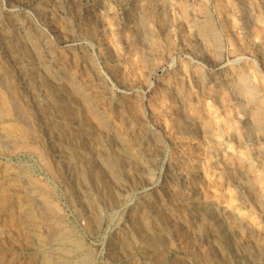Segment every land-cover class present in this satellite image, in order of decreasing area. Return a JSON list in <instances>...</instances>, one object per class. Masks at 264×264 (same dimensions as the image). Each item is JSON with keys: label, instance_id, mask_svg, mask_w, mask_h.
Returning a JSON list of instances; mask_svg holds the SVG:
<instances>
[{"label": "rangeland", "instance_id": "obj_1", "mask_svg": "<svg viewBox=\"0 0 264 264\" xmlns=\"http://www.w3.org/2000/svg\"><path fill=\"white\" fill-rule=\"evenodd\" d=\"M2 2L4 4V0H0V3ZM52 2L53 0H39L38 7L32 8L33 10L30 9L28 11L30 16L28 15L29 18L27 17L26 22L28 28L30 29H28V33L31 37L30 39L26 38L25 40L23 35H17L19 37H17V41L14 42L16 44H12V48L14 50L16 47L14 52L25 51L26 54L30 52L29 54L31 56L29 54H24V63L28 65L29 72L38 78L37 83L34 85L33 94L35 95L36 93V95H44L45 100L43 101V106H48L50 108L56 106L55 108H57L59 112L61 111L60 113L62 117L61 121L59 122L60 126H63L62 128L60 127L62 129L61 134L64 136L67 131V134L64 137L61 135V137L63 140H65V137H67L69 141L66 139L65 142H69L68 144L72 146L71 151L73 154L76 152L80 153V155L79 153L76 154L77 159H81L80 164H83V166H80L82 169L86 167L84 170H95L94 172L97 171L96 169H100L101 172L98 169L96 173L101 178L100 185L103 184L101 188H105L106 193L104 195L106 196L104 198L105 200L107 199L105 202L108 203H106L105 206L104 204H102L103 206L99 205L100 207L98 206L99 203L92 205L93 208H91V210L96 221H94L95 219L93 218L91 219L90 222L92 223L93 220V223L91 224L92 226H90L89 223V230L85 228V225H82L79 222L75 215L74 208H72V204L68 202L69 200L67 196H65L66 194L64 189L57 180V174H64L65 171L63 168L60 169L61 171L57 169L55 170L54 166H51V160L47 155L49 145H47L45 142L46 137L44 136L46 133L41 129L39 123L37 125L38 121L34 115L31 104L27 101L28 98L25 97L26 95L23 96L24 94L21 93L17 88L18 79L16 72H13L15 70L10 67V65H8L9 63L5 56L0 54V57H3L0 59V69L3 72L5 71L4 74L0 73V77L6 80L5 84H11L17 93L20 92L18 94H21L20 96L24 101L26 100L25 107L27 108L28 114L31 115L29 116L30 124L23 122L21 119L15 116L10 103L9 95L6 92V89L3 87L4 84L1 82L3 79L0 78V99H2V101H0V130L4 131L3 133H6L7 135H5L11 138V143H8L7 146L0 144V264H32V257L36 256L37 251L45 255H50L51 253L58 254L61 257L60 264H82L83 262L85 264H108V256L105 252L106 248L104 242L112 235V228L110 227H112L117 218L126 211V209H124L126 204L132 201L133 204L137 202V199L139 198V196H137L139 195L137 194V190L147 187L145 192L146 196L157 201L158 194L161 195L160 193H162L165 179H167L171 183V186H173L171 190L175 188L172 190V195L173 198L175 197V201L171 203L167 201L166 205L164 203L165 207L160 203H158L159 205L157 204V206H160V209L169 216L172 228H176H173V232L179 242L176 240V238V241L173 242L174 238H171L170 243L177 247L179 246L178 249L180 248V252L182 251L180 258L182 260L184 259L185 263L264 264V136H262V134L264 135V0H57L53 3ZM57 2H59L61 9L56 8V5L58 4ZM94 2L95 4H93ZM148 2L149 4H147ZM150 2H153V4ZM155 2L159 6H155ZM51 3L53 5L56 4L55 7L52 6ZM43 4L44 6H42ZM73 4L76 5L74 6ZM140 4L142 5L140 6ZM102 7L105 10H103ZM106 7H108V9ZM37 9L41 10L38 11ZM91 13H94L93 16ZM55 14L57 17H55ZM99 14H104V17L103 15L100 16ZM60 17H62V19H60ZM49 18H51V20ZM89 18L91 19L89 20ZM111 18L113 20H111ZM139 20L146 24V28L149 31L148 35H150L149 40H144L141 31H138L139 24L141 25V21ZM99 21L105 25H102L99 23ZM104 26L106 27L104 28ZM55 28L56 32L54 33ZM201 28L203 29L201 30ZM107 32L108 34H106ZM101 33L104 36H101ZM35 35L38 36L36 45L40 46L42 49H40L38 46L37 50L34 47L33 48L35 50L30 47V41L36 38ZM65 37L68 38L67 40L69 41L67 47L60 44V40L64 39ZM147 41L148 43L149 41L151 42L148 44ZM18 42L19 44H17ZM24 42L27 43L24 45ZM100 42L103 43L101 44ZM98 43L103 48H100ZM108 43L113 46L109 45ZM19 46L21 49L18 48ZM109 46L110 48L108 49L107 47ZM29 47L30 50L28 51ZM103 49L106 51H103ZM109 50H111V53H109ZM103 52L106 53L102 54ZM52 54H54L55 57L52 56ZM102 55L104 57H102ZM105 55L108 58H106ZM104 58H106V60ZM30 62L34 63L32 64ZM44 63H48L47 67L50 69H55L56 67L60 68V73L58 76L59 79L56 80L57 82L54 79H51L49 75L47 76V70L45 67H43L44 65L40 66V64ZM38 65L40 68H38ZM161 67L163 68L162 73H160L157 77H152L153 73L157 69H162ZM50 69L48 71H50ZM90 69H92V73L90 72ZM75 71L78 73L76 74ZM110 71L112 73H109ZM73 75L74 78L72 77ZM84 75L86 76L83 77ZM87 76L89 77L87 78ZM81 79L83 80L81 81ZM78 82L80 83L78 84ZM127 84L131 85L128 87ZM73 85L74 87H72ZM41 86L43 87L41 88ZM70 86L73 90L78 88L80 93L77 95V89L72 91ZM123 86L127 88L134 87L136 91L129 93V91H126ZM46 88H50V90L48 91ZM177 88H179V90H177ZM92 90H94V92ZM237 93L240 96H238ZM101 94L102 96H100ZM61 95L64 100L61 98ZM85 95H87V97ZM177 95H179L181 99H177ZM86 100L89 103L86 102ZM97 100L99 102H97ZM49 103L52 105L49 106ZM93 105L95 106L94 109L91 107ZM179 105L183 106L179 107ZM79 110L81 113H78ZM90 110L91 112H88ZM103 111H106L107 113ZM82 113L84 117L81 115ZM86 113L88 114L87 116ZM117 113L120 114L118 115ZM78 115L79 117H77ZM88 116H90L91 119ZM70 117L73 118L71 119ZM124 119L126 120L124 121ZM65 121L68 123L64 124ZM92 121H95L96 123ZM98 122L100 124H98ZM105 122L107 123L104 125L103 123ZM201 124L203 125L202 127ZM256 124L258 125L255 127ZM70 127L72 128L70 129ZM87 128H89V130ZM111 129L114 130L112 131ZM179 129H181V131ZM184 129L186 132H184ZM30 131H33L32 134ZM70 132L72 134L68 136ZM35 133L37 134L36 136L38 138L42 135L39 138V141L42 142L39 143L32 138L34 137ZM124 134L127 136H124ZM74 136L75 138H72ZM114 136H117L118 138L120 137V139L117 138V140ZM128 136L129 138H127ZM157 138L159 140H157ZM89 140L90 143L93 142L91 143L93 144L92 146L89 143ZM100 140L102 141L100 142ZM159 141L162 143L161 145L164 144V147L159 145ZM96 143L100 146H104L100 148ZM136 143L139 145V147ZM148 145H151L152 147ZM34 146L35 148H33ZM125 148L128 150L124 151ZM157 148H159L161 152ZM152 149L155 151V153ZM134 150L135 155H133V157L132 153ZM137 150L139 152H137ZM99 152L101 154H99ZM106 152H108V154L111 152L109 154L110 156ZM156 152H160V155ZM91 153L93 154L91 155ZM122 153L123 158L122 155H120ZM137 153L138 155H136ZM117 154H119V156ZM44 156L47 158L44 159ZM103 156L108 157L109 161H111L110 163L113 164L112 168L116 167L114 172L118 173L119 179H121L119 180L120 183L114 182L113 179L110 178L111 176L108 170L101 166L102 163L100 162L102 159H104ZM84 157L87 161L84 159ZM119 159H121V161ZM44 161H48V166L45 165L47 162L45 163ZM151 161L153 163H151ZM138 162H140V164ZM227 162H231L232 165L228 164ZM89 163L90 166H88ZM117 164L121 165L119 166ZM146 164H149L147 165L148 167ZM243 167V173L245 172V175H247V181H250L248 182V185L250 184L249 187H251L249 190H245L243 188L245 180L242 178V174L239 173V168L242 170ZM144 169L146 171H144ZM177 169L179 170L176 171ZM9 170L10 172H8ZM171 170L173 171L171 172ZM137 171H139V173ZM22 172L24 175H22ZM58 172L62 173L60 174ZM141 172H145V177ZM137 173L143 176H139ZM128 174H130L131 177H129ZM140 177L144 178L141 179ZM179 177H182V183H180ZM22 178L26 181L28 180L27 185L31 184L29 186H32L30 188H33L32 191L34 193H30L28 195H36L39 197L42 196L41 198L47 201V207L50 208L52 206L50 208L51 210L49 209L50 213L48 212L47 217L49 218L50 222L56 223L59 226L61 225V228L63 227V235L61 234V237L58 236L60 237V240L58 237L51 242H48L45 239L43 232L44 227L42 223H40L41 221L38 219V213L36 212L35 207L32 206L33 204L29 200V196L26 195V192H24V180ZM105 178H109L110 181L109 179L106 181ZM108 181L110 183H107ZM175 181L177 182L175 183ZM9 182L11 184L16 182L17 184L15 183L14 185H11ZM187 183L189 184V187ZM251 183L253 186H251ZM112 184L114 185L113 188ZM117 184L119 185V189L116 187ZM185 185L186 187L184 188ZM238 185L242 188H240ZM16 186L17 188L20 186L19 188L21 190L18 188L17 191L15 189ZM120 187L125 188V190L120 189ZM252 190L255 191L251 193ZM124 191L126 192L124 193ZM253 194H256L255 198H253ZM2 197L7 198L5 199ZM24 198H26V200ZM131 199L132 201H130ZM122 200H124L126 203ZM184 200H188L190 202L194 201V205L203 210L210 206L213 207L215 211L221 213L222 220L228 219V224L233 222V216L236 219L235 224H230L228 227L233 238L232 248L234 249L225 246V248H223L221 243L218 241L217 235L214 233L216 230V228L213 226L214 222H212V220L207 215L204 213L203 215H199L185 212L184 206H186V204L183 202ZM5 201L8 203H5ZM111 203L112 206L117 204L122 205L124 210L122 209L119 214L118 212L116 213L115 209L113 211L108 210V206H111ZM217 205H219V208ZM24 206H28L26 210H24ZM175 206L179 207L180 209L176 210L174 208ZM226 207L228 209H226ZM101 208L102 210H100ZM25 211L30 214V220L33 223V228L36 229L32 238V241L34 242L30 241L31 239L28 236V230L22 224H19V218L21 217L22 219ZM31 213H34L35 215ZM32 216L34 217L31 218ZM96 216H98L100 220ZM234 226H237L239 230ZM207 227L209 228V231ZM36 231L38 232L36 233ZM39 239L41 241L43 240V243ZM260 242L262 243L261 245ZM216 249L217 251H215ZM258 251H261L262 255ZM240 254L241 256H239ZM237 256L242 257V259L234 263ZM247 256L254 257V262L256 263L250 262L248 259L249 257Z\"/></svg>", "mask_w": 264, "mask_h": 264}, {"label": "bare ground", "instance_id": "obj_2", "mask_svg": "<svg viewBox=\"0 0 264 264\" xmlns=\"http://www.w3.org/2000/svg\"><path fill=\"white\" fill-rule=\"evenodd\" d=\"M55 1H57V0H55ZM54 0H53V2H55ZM67 1V0H66ZM72 1V0H71ZM93 1V0H92ZM101 1V0H100ZM117 1V0H116ZM39 0H4V4H3V2L2 3H0V54H3V56H5V58H6V60L8 61V65H10V67H12L15 71H13V72H16V76H17V79H18V83H17V88L19 89V91L21 92V93H23L24 95L23 96H25V97H27L28 98V102L31 104V106H32V109H33V112H34V115H35V117H36V119H37V125H38V123H39V125H40V127H41V129L42 130H44V132L46 133L44 136L46 137L45 138V142L47 143V145H49V150H48V156H49V158H50V160H51V163H52V165L51 166H54V168H55V170L57 169V170H60V169H62L63 168V170L65 171V173L63 174L62 172H58V173H62L61 175H59V174H57V180L59 181V183H60V185H61V187H63V189H64V192H65V196H67V198H68V202H70L71 204H72V208H74V212H75V215H76V217H77V219L79 220V222L82 224V225H85V228H87L88 230H89V223H90V226H92L91 224L93 223V220H92V223L90 222L91 221V219L93 218V219H95L94 217L95 216H93V212H92V210H91V208H93L92 207V205H95V204H98V206L99 205H102V204H104V206L106 205V203H108V202H105L106 200H105V196L106 195H104L105 193H106V191H105V188H101V186L103 185H100V182H101V178L99 177V175L96 173L97 171H98V169H96L97 171L96 172H94L95 170H92V171H90V170H84L86 167H84V169H82V167L80 166V165H82L83 166V164H80V160L81 159H77V154L79 153H72V146H70L68 143L69 142H65V140L67 139V137H65L64 139L65 140H63V138L61 137V135L63 136V134H61V128L63 127H61L60 126V121H61V117H62V115H61V111L59 112V110L57 109V108H55V107H45V106H43V101L45 100V97H44V95H40V94H37L36 95V93H35V95L33 94V92H34V85L37 83V81H38V78L36 77V76H33L30 72H29V68H28V65L27 64H25L24 63V60H25V56H24V54L25 55H27V54H29V53H27L26 54V52L25 51H18V52H14L15 51V48H14V50H13V48H12V44L15 42V41H17L16 40V38L17 37H19L20 35H23L24 37H25V40H26V38L27 39H30V37L31 36H29V33H28V26H27V22H26V19H27V17H28V11L30 10V9H32V8H36V7H38V5H39ZM52 2V3H53ZM63 2V1H62ZM76 2V1H75ZM97 2V1H96ZM110 2V1H109ZM47 3V2H46ZM51 3V4H52ZM58 4L56 5V8H58V9H61L60 8V5H59V2H57ZM70 3V2H69ZM68 3V4H69ZM113 3H114V1H113ZM113 3H111V4H113ZM124 3V2H123ZM151 4H153V2H150ZM156 3V2H155ZM62 4V3H61ZM87 4H89V3H87ZM93 4H95V2L93 3ZM119 4V3H118ZM118 4H116V5H118ZM147 4H149V2L147 3ZM255 4V3H254ZM48 5V4H47ZM55 5H53L52 4V6H54L55 7ZM74 5V4H73ZM72 5V6H73ZM76 5V4H75ZM74 5V6H75ZM142 4H140V6H141ZM157 5V3L155 4V6ZM42 6H44V4L42 5ZM102 6H103V3H102ZM123 6H124V4H123ZM140 6H138V7H140ZM148 6V5H147ZM149 6H151V5H149ZM154 6V5H153ZM157 6H159V5H157ZM145 7V6H144ZM257 7V6H256ZM45 8V7H44ZM66 8V7H65ZM69 8H70V6H69ZM72 8V7H71ZM103 8V7H102ZM107 9H108V7H106ZM110 8H111V6H110ZM156 8H158V7H156ZM43 9V8H42ZM54 9V8H53ZM33 10V9H32ZM38 10V9H37ZM39 10H41V9H39ZM38 10V11H39ZM46 10H47V8H46ZM63 10V9H62ZM103 10H105L104 8H103ZM111 10V9H110ZM141 10V9H140ZM139 10V11H140ZM242 10V9H241ZM244 10V9H243ZM69 11V10H68ZM53 12V11H52ZM55 12H57V11H55ZM59 12V11H58ZM62 12V11H61ZM108 12V11H107ZM141 12V11H140ZM238 12V11H237ZM43 13V12H42ZM49 13V12H48ZM51 13V12H50ZM63 13V12H62ZM80 13V12H79ZM105 13H106V11H105ZM112 13V12H111ZM142 13V12H141ZM57 14V13H56ZM55 14V17H57V15ZM65 14V13H64ZM86 14V13H85ZM89 14V13H88ZM92 14V13H91ZM94 14V13H93ZM93 14H92V16H93ZM97 14V13H96ZM113 14H115V13H113ZM27 15V16H26ZM34 15V14H33ZM41 15V14H40ZM45 15V14H44ZM51 15V14H50ZM52 15H54V14H52ZM59 15V14H58ZM63 15V14H62ZM100 15V14H99ZM101 15H103V17H104V14H101ZM100 15V16H101ZM128 15V14H127ZM129 15H130V12H129ZM135 15V14H134ZM30 16V15H29ZM37 16H38V14H37ZM42 16V15H41ZM48 16V15H47ZM84 16V15H83ZM106 16H108V15H106ZM105 16V17H106ZM111 16V15H110ZM137 16V15H136ZM70 17V16H69ZM86 17V16H85ZM138 17H139V15H138ZM238 17V16H237ZM242 17V16H241ZM245 17H246V15H245ZM29 18V17H28ZM31 18V17H30ZM47 18V17H46ZM52 18H54V17H52ZM66 18V17H65ZM87 18V17H86ZM129 18V17H128ZM206 18V17H205ZM32 19V18H31ZM41 19V18H40ZM50 20H51V18H49ZM48 19V20H49ZM58 19H59V17H58ZM60 19H62V17H60ZM91 18H89V20H90ZM93 19V18H92ZM241 19V18H240ZM30 20V19H29ZM55 20V19H54ZM87 20V19H86ZM98 20V19H97ZM104 20H107V19H104ZM111 20H113L112 18H111ZM36 21V20H35ZM38 21V20H37ZM56 21H57V19H56ZM59 21V20H58ZM66 21V20H65ZM85 21V20H84ZM95 21V20H94ZM139 21H141V20H139ZM198 21V20H197ZM241 21V20H240ZM47 22V21H46ZM52 22V21H51ZM62 22V21H61ZM104 22V21H103ZM107 22V21H106ZM133 22V21H132ZM146 22V21H145ZM148 22V21H147ZM199 22V21H198ZM30 23V22H29ZM39 23H40V21H39ZM64 23V22H63ZM99 23H101L102 25H105V24H103L101 21H99ZM35 24V23H34ZM33 24V25H34ZM44 24V23H43ZM45 24H47V23H45ZM61 24V23H60ZM65 24V23H64ZM92 24H93V22H92ZM91 24V25H92ZM109 24H110V22H109ZM40 25V24H39ZM66 25V24H65ZM65 25H63V26H65ZM94 25V24H93ZM96 25V24H95ZM99 25V24H98ZM101 25V26H102ZM108 25V24H107ZM203 25V24H202ZM42 26V25H41ZM46 26V25H45ZM51 26V25H50ZM62 26V25H61ZM88 26H90V25H88ZM111 26V25H110ZM136 26V25H135ZM138 26V25H137ZM199 26V25H198ZM31 27V26H30ZM55 27V26H54ZM66 27V26H65ZM100 27V26H99ZM106 26H104V28H105ZM108 27V26H107ZM147 26H146V24L145 23H142V21H141V25L139 24V29H138V31H141V34L143 35V39L144 40H149L150 38V35H148L149 34V31H148V29L146 28ZM150 27V26H149ZM37 28V27H36ZM42 28V27H41ZM64 28V27H63ZM92 28V27H91ZM96 28V27H95ZM94 28V29H95ZM109 28V27H108ZM111 28V27H110ZM151 28V27H150ZM153 28V27H152ZM96 29H98V28H96ZM95 29V30H96ZM133 29V28H132ZM203 28H201V30H202ZM30 30V29H29ZM32 30V29H31ZM51 30V29H50ZM89 30H90V28H89ZM151 30V29H150ZM205 30V29H204ZM207 30V29H206ZM35 31V30H34ZM47 31V30H46ZM49 31V30H48ZM60 31V30H59ZM58 31V32H59ZM99 31V30H98ZM97 31V32H98ZM105 31H108V30H105ZM104 31V32H105ZM110 31V30H109ZM112 31V30H111ZM32 32V31H31ZM30 32V33H31ZM42 32H44V31H42ZM56 32V28L54 29V33ZM57 32V33H58ZM103 32V31H102ZM131 32V31H130ZM134 32V31H133ZM54 33H52V34H54ZM62 33H64V32H62ZM61 34V33H60ZM91 34V33H90ZM106 34H108V32L106 33ZM140 34V35H141ZM17 35H19V36H17ZM32 35V34H31ZM37 35V34H36ZM35 35V36H36ZM41 36H43V35H41ZM41 36H39V37H41ZM63 36V35H62ZM90 36V35H89ZM101 36H104V35H102V33H101ZM37 37L38 36H36V38L35 39H33V40H31L30 42V47L32 48V49H36L37 50V46L38 45H36V41H37ZM42 38V37H41ZM47 38V37H46ZM58 38V37H57ZM63 38V37H62ZM66 38V37H65ZM61 39L60 40V38H59V40H60V44L62 45V46H66L67 47V45L69 44V41L67 40L68 38H66V39ZM22 39V38H21ZM109 39V38H108ZM24 40V39H23ZM39 40H40V38H39ZM49 40V39H48ZM58 40V41H59ZM99 41V40H98ZM19 42H20V40H19ZM19 42L17 43V44H19ZM48 42V41H47ZM90 42V41H89ZM104 42V41H103ZM102 42V43H103ZM146 42V41H145ZM151 41H149V43H150ZM25 43H27V42H24L23 44L25 45ZM41 43V42H40ZM58 43V42H57ZM56 43V44H57ZM101 43V42H100ZM101 43V44H102ZM147 43H148V41H147ZM148 43V44H149ZM14 44H16V43H14ZM109 45H111L110 43H108ZM22 45V44H21ZM28 45V44H27ZM26 45V46H27ZM59 45V44H58ZM105 45V44H104ZM17 46V45H16ZM23 46V45H22ZM25 46V47H26ZM49 46V45H48ZM51 46H52V44H51ZM57 46V45H56ZM98 46H100L99 45V43H98ZM107 46V45H106ZM105 46V47H106ZM111 46H113V45H111ZM147 46V45H146ZM30 47H29V49H28V51L30 50ZM34 47V48H33ZM39 48H40V46H38ZM46 47V46H45ZM102 46H100V48H101ZM18 48H20V46L18 47ZM28 48V47H27ZM47 48V47H46ZM50 48V47H49ZM103 48V47H102ZM108 49L110 48V46L109 47H107ZM106 48V49H107ZM113 48V47H112ZM111 48V49H112ZM21 49V48H20ZM31 49V50H32ZM34 49V50H35ZM40 49H42V48H40ZM17 50V49H16ZM19 50V49H18ZM52 50H53V48H52ZM98 50V49H97ZM45 51H46V49H45ZM103 51H106V50H104L103 49ZM111 50H109V53H111L110 52ZM148 51V50H147ZM149 51H150V49H149ZM44 52V51H43ZM49 52V51H48ZM100 52V51H99ZM33 53V52H32ZM47 53V52H46ZM106 53V52H105ZM104 52L102 53V54H105ZM42 54V53H41ZM48 54V53H47ZM50 54V53H49ZM150 54V53H149ZM30 55V54H29ZM100 55V54H99ZM31 56V55H30ZM37 56V55H36ZM49 56V55H48ZM52 56H54V54H52ZM106 56V55H105ZM114 56H115V54H114ZM113 56V57H114ZM2 57V56H1ZM1 57H0V59H1ZM29 57V56H28ZM55 57V56H54ZM100 57H101V55H100ZM102 57H104L103 55H102ZM3 58V57H2ZM31 58V57H30ZM51 58H53V57H51ZM106 58H108L107 56H106ZM106 58H104L105 60H106ZM111 58H112V56H111ZM34 59V58H33ZM50 59V58H49ZM54 59H56V58H54ZM79 59V58H78ZM114 59V58H113ZM4 60V59H3ZM27 60V59H26ZM60 60V59H59ZM100 60V59H99ZM117 60V59H116ZM5 61V60H4ZM114 61V60H113ZM76 62V61H75ZM93 62V61H92ZM1 63V62H0ZM29 63V62H28ZM30 63H32V62H30ZM34 63V62H33ZM32 63V64H33ZM104 63V62H103ZM48 64V63H47ZM47 64H40V66H43V67H45L46 68V70H47V76L49 75V77L51 78V79H54L55 81L56 80H58L59 78H58V76H59V73H60V68H53V69H50L49 67H47ZM58 64V63H57ZM7 65V64H6ZM87 65V64H86ZM3 66V65H2ZM34 66V65H33ZM4 67H5V65H4ZM8 67V66H7ZM64 67V66H63ZM84 67V66H83ZM89 67V66H88ZM111 67V66H110ZM160 67V66H159ZM3 68V67H2ZM33 68V67H32ZM38 68H40L39 67V65H38ZM162 68V67H161ZM11 69V68H10ZM36 69H37V67H36ZM50 69V71H48ZM87 69V68H86ZM112 69H113V67H112ZM3 70V69H2ZM8 70V69H7ZM33 70V69H32ZM88 70V69H87ZM91 70L92 69H90V72H91ZM155 70V69H154ZM9 71V70H8ZM84 71H86V70H84ZM112 71V70H111ZM109 72V73H112V72ZM117 71V70H116ZM162 71H163V68L162 69H157L154 73H153V75H152V77H157V76H159V74L160 73H162ZM230 71V70H229ZM5 72V71H4ZM4 72L3 71H1V69H0V73L1 74H4ZM10 72V71H9ZM46 72V71H45ZM76 72V71H75ZM74 72V73H75ZM87 72V71H86ZM94 72V71H93ZM78 72H76V74H77ZM92 73V72H91ZM0 74V75H1ZM7 74V73H6ZM5 74V75H6ZM64 74V73H63ZM84 74H87V73H84ZM89 74V73H88ZM38 75H41V74H38ZM37 75V76H38ZM62 75V74H61ZM150 75H151V73H150ZM216 75V74H215ZM12 76V75H11ZM44 76H45V74H44ZM64 76V75H63ZM69 76H71V75H69ZM77 76V75H76ZM86 75H84L83 77H85ZM6 77V76H5ZM13 77V76H12ZM43 77V76H42ZM73 78H74V75L72 76ZM89 76H87V78H88ZM127 77V76H126ZM125 77V78H126ZM253 77V76H252ZM1 78V77H0ZM81 78V77H80ZM117 78V77H116ZM122 78V77H121ZM223 78V77H222ZM1 79H3V78H1ZM51 79H49V80H51ZM70 79H72V78H70ZM76 79V78H75ZM75 79H74V82H75ZM43 80V79H42ZM62 80V79H61ZM83 79H81V81H82ZM90 80H91V78H90ZM119 80V79H118ZM6 80H1V82L4 84V88L6 89V92H7V94L9 95V98H10V103H11V106H12V109H13V112H14V114H15V116L17 117V118H19V119H21L23 122H25V123H28V124H30V122H29V116H31L30 114H28V111H27V108L25 107V101L22 99V97L18 94V93H20V92H16L15 91V89H14V87H12L11 86V84L9 85V84H5L6 82H5ZM14 81V80H13ZM46 81V80H45ZM44 81V82H45ZM60 81V80H59ZM72 81V80H71ZM79 81H80V79H79ZM86 81V80H85ZM89 81V80H88ZM212 81H213V79H212ZM10 82V81H9ZM41 82V81H40ZM57 82V81H56ZM61 82V81H60ZM64 82V81H63ZM67 82V81H66ZM76 82H77V80H76ZM84 82V81H83ZM125 82V81H124ZM14 83V82H13ZM68 83V82H67ZM70 83V82H69ZM80 82H78V84H79ZM87 83V82H86ZM226 83V82H225ZM59 84V83H58ZM57 84V85H58ZM66 84V83H65ZM75 84V83H74ZM243 84V83H242ZM38 85V84H37ZM52 85V84H51ZM50 85V86H51ZM57 85H55V86H57ZM70 85V84H69ZM76 85V84H75ZM82 85H83V83H82ZM106 85V84H105ZM119 85V84H118ZM128 85V84H127ZM126 85V86H127ZM131 85V84H130ZM130 85H128V87L130 86ZM226 85V84H225ZM1 86V85H0ZM84 86V85H83ZM82 86V87H83ZM98 86V85H97ZM134 86V85H133ZM175 86H176V84H175ZM174 86V87H175ZM36 87H38V86H36ZM35 87V88H36ZM40 87V86H39ZM43 86H41V88H42ZM46 87H48V86H46ZM69 87V86H68ZM72 87H74V85L72 86ZM76 87V86H75ZM124 87V89L126 90V91H129V93H132V92H135L136 90L134 89V87H130V88H127V87H125V86H123ZM16 88V87H15ZM62 88V87H61ZM70 88H71V86H70ZM80 88V87H79ZM95 88H97V87H95ZM99 88V87H98ZM121 88V87H120ZM228 88V87H227ZM239 88V87H238ZM37 89V88H36ZM39 89V88H38ZM47 89V88H46ZM52 89V88H51ZM65 89V88H64ZM77 89V90H76ZM75 90H76V92H77V95L80 93L79 92V89L78 88H76ZM84 89V88H83ZM91 89V88H90ZM101 89V88H100ZM229 89H230V87H229ZM42 90V89H41ZM41 90H39V91H41ZM48 91L50 90V88L49 89H47ZM54 90V89H53ZM67 90V89H66ZM71 90L72 91H75V90H73L72 88H71ZM97 90V89H96ZM177 90H179V88H177ZM234 90V89H233ZM55 91V90H54ZM53 91V92H54ZM65 91V90H64ZM82 91V90H81ZM88 91V90H87ZM91 91V90H90ZM90 91H89V93H90ZM93 92H94V90H92ZM98 91V90H97ZM168 91V90H167ZM56 92V91H55ZM54 92V93H55ZM62 92V91H61ZM96 92V91H95ZM171 92V91H170ZM183 92V91H182ZM60 93V92H59ZM66 93H68V92H66ZM88 93V92H87ZM99 93V92H98ZM128 93V94H129ZM222 93H224V92H222ZM239 93V92H238ZM238 93H237V95H238ZM52 94V93H51ZM58 94V93H57ZM82 94V93H81ZM96 94V93H95ZM102 94H103V92H102ZM102 94L100 95V96H102ZM244 94V93H243ZM88 95V94H87ZM87 95H85L86 97H87ZM90 95V94H89ZM92 95V94H91ZM48 96H49V94H48ZM52 96V95H51ZM53 96H55V95H53ZM73 96V95H72ZM96 96V95H95ZM107 96V95H106ZM238 96H240V95H238ZM75 97V96H74ZM79 97V96H78ZM83 97V96H82ZM94 97V96H93ZM104 97V96H103ZM27 98H24V99H27ZM53 98V97H52ZM51 98V99H52ZM58 98V97H57ZM61 98H62V95H61ZM72 98V97H71ZM80 98V97H79ZM85 98V97H84ZM96 98H98V97H96ZM127 98V97H126ZM49 99V98H48ZM63 99V98H62ZM88 99V98H87ZM93 99V98H92ZM92 99H90V100H92ZM109 99V98H108ZM125 99V98H124ZM128 99V98H127ZM177 99H181L180 98V96L179 95H177ZM185 99H187V98H185ZM64 100V99H63ZM75 100V99H74ZM76 100H77V98H76ZM81 100H82V98H81ZM85 100V99H84ZM100 100V99H99ZM110 100V99H109ZM0 101H2V99H0ZM50 101V100H49ZM62 101V100H61ZM66 101V100H65ZM79 101H80V99H79ZM103 101V100H102ZM121 101V100H120ZM186 101V100H185ZM46 102V101H45ZM86 102H88L87 100H86ZM85 102V103H86ZM93 102V101H92ZM97 102H99L98 100H97ZM130 102V101H129ZM53 103V102H52ZM70 103H73V102H70ZM74 103H75V101H74ZM80 103H81V101H80ZM84 103V104H85ZM89 103V102H88ZM112 103V102H111ZM110 103V104H111ZM125 103V102H124ZM6 104V103H5ZM47 104V103H46ZM45 104V105H46ZM76 104V103H75ZM82 104H83V102H82ZM96 104V103H95ZM106 104V103H105ZM138 104V103H137ZM27 105H29V104H27ZM52 105V104H51ZM50 105V103H49V106H51ZM60 105V104H59ZM68 105V104H67ZM74 105V104H73ZM80 105V104H79ZM78 105V106H79ZM118 105V104H117ZM121 105H123V104H121ZM134 105V104H133ZM4 106V105H3ZM10 106V105H9ZM70 106V105H69ZM76 106V105H75ZM87 106H88V104H87ZM87 106H86V108H87ZM119 106V105H118ZM137 106V105H136ZM181 106H183V105H181ZM180 105H179V107H181ZM187 106V105H186ZM30 107V106H29ZM58 107V106H57ZM73 107V106H72ZM83 107V106H82ZM81 107V108H82ZM90 107V106H89ZM93 109H94V105L93 106H91ZM91 107H90V109H91ZM124 107V106H123ZM67 108H68V106H67ZM70 108V107H69ZM76 108V107H75ZM84 108H85V106H84ZM99 108V107H98ZM3 109V108H2ZM30 109V108H29ZM62 109V108H61ZM74 109V108H73ZM92 109V110H93ZM101 109V108H100ZM104 109V108H103ZM111 109V108H110ZM5 110V109H4ZM7 110V109H6ZM89 110V109H88ZM105 110V109H104ZM106 110H108V109H106ZM112 110V109H111ZM120 110V109H119ZM180 110V109H179ZM2 111V110H1ZM71 111V110H70ZM73 111V110H72ZM75 111V110H74ZM87 111V110H86ZM98 111V110H97ZM96 111V112H97ZM115 111V110H114ZM121 111V110H120ZM64 112V111H63ZM78 112V111H77ZM88 112H91V110L90 111H88ZM87 112V113H88ZM92 112H94V111H92ZM103 112H106V111H103ZM116 112V111H115ZM183 112V111H182ZM31 113V112H30ZM78 113H81V111L79 110V112ZM86 113V116L88 115ZM101 113V112H100ZM107 113V112H106ZM106 113H105V115H106ZM109 113V112H108ZM121 113V112H120ZM119 113V114H120ZM185 113V112H184ZM104 114V113H103ZM114 114V113H113ZM118 114V113H117ZM118 114V115H119ZM177 114H178V112H177ZM66 115V114H65ZM73 115V114H72ZM75 115V114H74ZM81 115H83V113L81 114ZM94 115V114H93ZM108 115V114H107ZM264 115V114H263ZM91 116V115H90ZM90 116H88V117H90ZM98 116V115H97ZM101 116V115H100ZM179 116V115H178ZM186 116H187V114H186ZM185 116V117H186ZM34 117V116H33ZM66 117V116H65ZM64 117V118H65ZM77 117H79V115L77 116ZM81 117V116H80ZM83 117H84V115H83ZM92 117H94V116H92ZM99 117V116H98ZM183 117H184V115H183ZM16 118V119H17ZM68 118H69V116H68ZM71 118V117H70ZM73 118V117H72ZM71 118V119H72ZM33 119H35V118H33ZM84 119V118H83ZM89 119V118H88ZM90 119H91V117H90ZM93 119V118H92ZM96 119V118H95ZM94 119V120H95ZM98 119V118H97ZM107 119H109V118H107ZM252 119V118H251ZM255 119V118H254ZM258 119V118H257ZM66 120V119H65ZM98 120H100V119H98ZM102 120V119H101ZM126 119H124V121H125ZM130 120V119H129ZM189 120V119H188ZM256 120V119H255ZM63 121H64V119H63ZM75 121H76V119H75ZM78 121H79V119H78ZM86 121V120H85ZM96 121V120H95ZM95 121H92V122H95ZM22 122V123H23ZM35 122V121H34ZM90 122V121H89ZM97 122V121H96ZM95 122V123H96ZM103 122V121H102ZM127 122V121H126ZM249 122H250V120H249ZM66 123H68V122H66L65 121V123L64 124H66ZM76 123V122H75ZM107 122H105V123H103L104 125L106 124ZM110 123V122H109ZM128 123V122H127ZM140 123V122H139ZM189 123H191V122H189ZM196 123V122H195ZM253 123H254V121H253ZM252 123V124H253ZM258 123V122H257ZM24 124V123H23ZM32 124H33V121H32ZM34 124H36V123H34ZM70 124H73V123H70ZM98 124H100L99 122H98ZM112 124V123H111ZM130 124V123H129ZM187 124V123H186ZM259 124V123H258ZM258 124H256L255 125V127L258 125ZM10 125V124H9ZM63 125V124H62ZM77 125V124H76ZM82 125V124H81ZM87 125V124H86ZM90 125V124H89ZM109 125V124H108ZM124 125V124H123ZM122 125V126H123ZM142 125V124H141ZM188 125V124H187ZM192 125V124H191ZM34 126H36V125H34ZM34 126H32V127H34ZM70 126V125H69ZM68 126V127H69ZM102 126V125H101ZM116 126V125H115ZM130 126H132V125H130ZM183 126V125H182ZM185 126V125H184ZM200 126V125H199ZM203 125L201 124V127H202ZM251 126V125H250ZM61 127V128H60ZM74 127V126H73ZM76 127V126H75ZM94 127V126H93ZM103 127V126H102ZM114 127V126H113ZM181 127V126H180ZM187 127V126H186ZM185 127V128H186ZM197 127V126H196ZM200 127V128H201ZM9 128H11V127H9ZM12 128H13V126H12ZM67 128V127H66ZM72 127H70V129H71ZM90 128V127H89ZM89 128H87L88 130H89ZM96 128V127H95ZM112 128V127H111ZM116 128H117V126H116ZM131 128V127H130ZM129 128V129H130ZM142 128H143V126H142ZM147 128V127H146ZM179 128V127H178ZM183 128V127H182ZM250 128V127H249ZM251 128H254V127H251ZM1 129V128H0ZM25 129V128H24ZM75 129V128H74ZM73 129V130H74ZM90 129H92V128H90ZM105 129H106V127H105ZM118 129V128H117ZM119 129H120V127H119ZM122 129V128H121ZM126 129V128H125ZM128 129V128H127ZM140 129V128H139ZM144 129V128H143ZM204 129V128H203ZM256 129V128H255ZM85 130V129H84ZM101 130V129H100ZM112 130V129H111ZM114 130V129H113ZM112 130V131H113ZM146 130V129H145ZM180 131H181V129H179ZM11 131V130H10ZM81 131V130H80ZM79 131V132H80ZM94 131V130H93ZM98 131V130H97ZM108 131V130H107ZM107 131H106V134H107ZM117 131V130H116ZM129 131V130H128ZM130 131H132V130H130ZM263 131V130H262ZM4 131H1L0 130V144H2V145H4V146H7L8 145V143H11L10 141H11V138H9L8 136H6L4 133H3ZM9 132V131H8ZM31 132V131H30ZM33 132V131H32ZM32 132H31V134H32ZM35 132V131H34ZM38 132V131H37ZM64 132V131H63ZM72 132V131H71ZM69 133V135L68 136H70V134H72V133ZM109 132V131H108ZM184 132H186L185 131V129H184ZM193 132V131H192ZM256 132H257V130H256ZM65 133V132H64ZM95 133V132H94ZM96 133H98V132H96ZM110 133H111V131H110ZM114 133V132H113ZM125 133H127V132H125ZM131 133V132H130ZM144 133H145V131H144ZM152 133V132H151ZM188 133V132H187ZM66 134H67V131H66ZM65 134V135H66ZM81 134V133H80ZM102 134V133H101ZM106 134H105V136H106ZM119 134V133H118ZM121 134V133H120ZM132 134V133H131ZM134 134V133H133ZM142 134V133H141ZM153 134V133H152ZM258 134V133H257ZM37 134L35 133V135H34V137H32L34 140H36L37 142H42V141H39V138L42 136H40L39 138L36 136ZM39 135V134H38ZM64 135V136H65ZM75 135V134H74ZM77 135V134H76ZM83 135V134H82ZM89 135V134H88ZM91 135V134H90ZM100 135V134H99ZM122 135V134H121ZM121 135H120V137H121ZM126 134H124V136H125ZM130 135V134H129ZM135 135V134H134ZM133 135V136H134ZM33 136V135H32ZM63 136V137H64ZM97 136V135H96ZM95 136V137H96ZM123 136V137H124ZM127 136V135H126ZM131 136V135H130ZM156 136V135H155ZM262 136H264L263 134H262ZM28 137V136H27ZM84 137V136H83ZM82 137V138H83ZM94 137V136H93ZM114 137H116V139L118 138L117 136H114ZM120 137L118 138V139H120ZM122 137V138H123ZM138 137V136H137ZM158 137H159V135H158ZM30 138V137H29ZM72 138H75V136L74 137H72ZM78 138V137H77ZM97 138H98V136H97ZM127 138H129V136L127 137ZM131 138V137H130ZM264 138V137H263ZM80 139H81V136H80ZM79 139V140H80ZM102 139H103V137H102ZM108 139V138H107ZM117 139V140H118ZM125 139V138H124ZM135 139H137V138H135ZM143 139V138H142ZM139 140H141V139H139ZM148 140V139H147ZM146 140V141H147ZM157 140H159L158 138H157ZM67 141H69L68 139H67ZM75 141V140H74ZM77 141V140H76ZM91 141H93V140H91ZM97 141V140H96ZM102 140H100V142H101ZM128 141V140H127ZM135 141V140H134ZM137 141V140H136ZM142 141V140H141ZM145 141V140H144ZM161 141V140H160ZM159 141V142H160ZM165 141V140H164ZM73 142V141H72ZM80 142V141H79ZM84 142V141H83ZM86 142H87V140H86ZM94 142H95V140H94ZM99 142V143H100ZM111 142V141H110ZM123 142V141H122ZM158 142V143H159ZM14 143V142H13ZM78 143V142H77ZM77 143H76V145H77ZM89 143H90V140H89ZM88 143V144H89ZM91 143H93V142H91ZM90 143V144H91ZM105 143V142H104ZM128 143V142H127ZM126 143V144H127ZM135 143V142H134ZM138 143V142H137ZM136 143V144H137ZM153 143H155V142H153ZM152 143V144H153ZM157 143V144H158ZM260 143V142H259ZM81 144V143H80ZM85 144H87V143H85ZM97 144V143H96ZM113 144V143H112ZM131 144H132V141H131ZM140 144V143H139ZM142 144V143H141ZM156 144V145H157ZM162 143L160 142V144L159 145H161ZM46 145V144H45ZM82 145V144H81ZM93 144H91V146H92ZM98 145V144H97ZM107 145V144H106ZM155 145V144H154ZM164 145V144H163ZM163 145H161V147L163 146ZM11 146V145H10ZM87 146V145H86ZM89 146V145H88ZM100 148L102 147V146H104V145H102V146H100V145H98ZM97 146V147H98ZM113 146V145H112ZM123 146H124V144H123ZM126 146H129V145H126ZM125 146V147H126ZM137 146L139 147V145L137 144ZM148 146H151V145H148ZM147 146V147H148ZM261 146V145H260ZM24 147V146H23ZM22 147V148H23ZM32 147V146H31ZM42 147H44V146H42ZM46 147V146H45ZM95 147V146H94ZM96 147V148H97ZM141 147V146H140ZM147 147H145V148H147ZM152 147V146H151ZM154 147V146H153ZM164 147V146H163ZM7 148V147H6ZM33 148H35V146L33 147ZM37 148V147H36ZM76 148H78V147H76ZM88 148V147H87ZM93 148V147H92ZM95 148V149H96ZM108 148V147H107ZM111 148V147H110ZM38 149V148H37ZM44 149V148H43ZM86 149V148H85ZM99 149V148H98ZM104 149H105V147H104ZM116 149V148H115ZM130 149V148H129ZM133 149H136V148H133ZM157 149H159V148H157ZM157 149H156V151H157ZM5 150V149H4ZM26 150V149H25ZM46 150V149H45ZM81 150V149H80ZM90 150V149H89ZM128 149L127 148H125V150L124 151H127ZM131 150V149H130ZM143 150H145V149H143ZM153 150V149H152ZM160 150V149H159ZM164 150V149H163ZM93 151H94V149H93ZM101 151V150H100ZM103 151V150H102ZM105 151V150H104ZM112 151H114V150H112ZM121 151V150H120ZM119 151V152H120ZM133 151V150H132ZM132 151H131V153H132ZM92 152V151H91ZM122 152V151H121ZM137 152H139L138 150H137ZM152 152V151H151ZM153 152L155 153V151L153 150ZM160 152H161V150H160ZM159 152V153H160ZM46 153H47V151H46ZM98 153V152H97ZM107 154H108V152H106ZM111 152H109V154H110ZM126 153V152H125ZM134 153V154H133ZM132 153V156L133 155H135V150H134V152ZM146 153V152H145ZM148 153V152H147ZM156 153H158V152H156ZM158 153V154H159ZM163 153V152H162ZM13 154V153H12ZM81 154H83V153H81ZM93 153H91V155H92ZM99 154H101L100 152H99ZM105 154V153H104ZM108 154V155H109ZM153 154V153H152ZM151 154V155H152ZM79 155H80V153H79ZM118 156H119V154H117ZM120 155H122V158H123V153L122 154H120ZM136 155H138V153L136 154ZM149 155V154H148ZM160 155V154H159ZM38 156V155H37ZM99 156V155H98ZM105 156H106V154H105ZM105 156H103L104 157V159H102V161L100 162V163H102L101 164V166H103L105 169H107L108 170V172H109V174H110V178L111 179H113V181L114 182H119L120 183V181L119 180H121V179H119V176H118V173L117 172H114V170H116L115 168H112V165L113 164H111L110 162L111 161H109V159H108V157H105ZM110 156V155H109ZM116 156V155H115ZM117 156V157H118ZM126 156V155H125ZM153 156V155H152ZM92 157V156H91ZM100 157V156H99ZM112 157H113V155H112ZM134 157V156H133ZM216 157V156H215ZM47 158V157H46ZM45 158V156H44V159H46ZM114 158H116V157H114ZM119 158V157H118ZM125 158V157H124ZM138 158V157H137ZM142 158V157H141ZM148 158V157H147ZM84 159H85V157H84ZM89 159V158H88ZM99 159V158H98ZM134 159V158H133ZM152 159V158H151ZM41 160H42V158H41ZM86 160V159H85ZM85 160H84V162H85ZM90 160H92V159H90ZM100 160V159H99ZM120 161H121V159H119ZM126 160V159H125ZM124 160V161H125ZM146 160V159H145ZM40 161V160H39ZM43 161V160H42ZM87 161V160H86ZM97 161V160H96ZM123 161V162H124ZM130 161V160H129ZM131 161H133V160H131ZM143 161V160H142ZM163 161V160H162ZM45 162V161H44ZM44 162H42V163H44ZM47 162V163H46ZM45 163V165L46 166H48L47 164H49L48 163V161H46ZM134 162V161H133ZM229 162V161H228ZM227 162V163H228ZM243 162V161H242ZM242 162H241V165H242ZM260 162V161H259ZM50 163V164H51ZM94 163V162H93ZM136 163V162H135ZM139 164H140V162H138ZM147 163V162H146ZM151 163H153L152 161H151ZM98 164H99V162H98ZM115 164V163H114ZM122 164V163H121ZM120 164V165H121ZM126 164V163H125ZM132 164V163H131ZM138 164V165H139ZM150 164V163H149ZM149 164H146V166L147 165H149ZM228 164H231L232 165V163L230 162V163H228ZM236 164V163H235ZM88 165V164H87ZM95 165V164H94ZM94 165H91V166H94ZM117 165H119V164H117ZM119 165V166H120ZM123 165V164H122ZM127 165H128V163H127ZM134 165V164H133ZM142 165H144V164H142ZM141 165V166H142ZM175 165V164H174ZM234 165V164H233ZM44 166V165H43ZM45 166V167H46ZM85 166V165H84ZM88 166H90V163H89V165ZM124 166V165H123ZM237 166V165H236ZM238 166H239V164H238ZM4 167H6V166H4ZM102 167V168H103ZM132 167V166H131ZM138 167V166H137ZM148 167V166H147ZM228 167V166H227ZM234 167V166H233ZM250 167V166H249ZM94 168V167H93ZM103 168V169H104ZM118 168V167H117ZM120 168V167H119ZM128 168H129V166H128ZM127 168V169H128ZM141 168V167H140ZM173 168V167H172ZM177 168V167H176ZM234 168H236V167H234ZM240 168H241V166H240ZM239 168V173L240 174H242V178L245 180V184H244V186H243V188L245 189V190H249L251 187H249L250 186V184L248 185V182H250V181H247V175H245V172L243 173V171H244V167H243V169L241 170ZM9 169H10V167H9ZM12 169H14V168H12ZM91 169V168H90ZM104 169V170H105ZM182 169V168H181ZM180 169V170H181ZM230 169V168H229ZM237 169V168H236ZM236 169H235V171H236ZM6 170V169H5ZM17 170V169H16ZM104 170H102V171H104ZM179 169H177L176 171H178ZM231 170H232V168H231ZM247 170H248V168H247ZM23 171V170H22ZM51 171V170H50ZM61 171V170H60ZM99 171H100V169H99ZM118 171V170H117ZM128 171H129V169H128ZM144 171H146L145 169H144ZM168 171H170V170H168ZM173 170H171V172H172ZM183 171V170H182ZM238 171V170H237ZM4 172V171H3ZM8 172H10V170L8 171ZM20 172V171H19ZM41 172V171H40ZM101 172V171H100ZM100 172H98V173H100ZM108 172H107V174H108ZM120 172H122V171H120ZM138 173H139V171H137ZM147 172H149V171H147ZM252 172V171H251ZM2 173V172H1ZM5 173V172H4ZM23 173V172H22ZM21 173V174H22ZM106 173V172H105ZM136 173V172H135ZM137 173V174H138ZM141 173H143V172H141ZM230 173V172H229ZM238 173V172H237ZM9 174V173H8ZM12 174V173H11ZM10 174V175H11ZM15 174H17V173H15ZM145 174V172L143 173V175ZM150 174V173H149ZM148 174V175H149ZM166 174V173H165ZM176 174V173H175ZM174 174V175H175ZM233 174V173H232ZM247 174V173H246ZM248 174H249V172H248ZM253 174V173H252ZM9 175V176H10ZM22 175H24V173L22 174ZM129 175V177H131L130 176V174H128ZM134 175V174H133ZM139 175V174H138ZM137 175V176H138ZM143 175H139V176H143ZM179 175V174H178ZM184 175H187V174H184ZM239 175V174H238ZM4 176V175H3ZM30 176V175H29ZM103 176V175H102ZM150 176V175H149ZM168 176V175H167ZM236 176V175H235ZM240 176V175H239ZM5 177V176H4ZM22 177V176H21ZM105 177V176H104ZM128 177V176H127ZM144 177H145V175H144ZM144 177H140L141 179L142 178H144ZM170 177H172V176H170ZM173 177H175V176H173ZM189 177V176H188ZM191 177V176H190ZM251 177H254V176H251ZM26 178V177H25ZM30 178V177H29ZM54 178H55V176H54ZM133 178V177H132ZM181 178L182 177H179V181H180V183H182V180H181ZM192 178V177H191ZM233 178V177H232ZM23 179V178H22ZM31 179V178H30ZM33 179V178H32ZM107 179H109V178H105V180L107 181ZM128 179H130V178H128ZM177 179V178H176ZM237 179H241V178H237ZM242 179V180H243ZM251 179V178H250ZM13 180V179H12ZM24 181H23V187H24V189H25V191L24 192H26L27 194L26 195H28V194H30V193H34L33 191H32V189L33 188H30V187H32V186H29V185H31V184H28L27 185V182H28V180L26 181L25 179H23ZM56 180V179H55ZM104 180V179H103ZM137 180V179H136ZM186 180V179H185ZM194 180V179H193ZM22 181V180H21ZM109 181H110V179H109ZM107 182V183H110V182ZM130 181V180H129ZM134 181V180H133ZM172 181H173V179H172ZM188 181V180H187ZM241 181V180H240ZM252 181H253V179H252ZM3 182V181H2ZM13 182V181H12ZM30 182V181H29ZM49 182V181H48ZM57 182V181H56ZM112 182V181H111ZM113 182V183H114ZM122 182H123V180H122ZM177 181H175V183H176ZM184 182V181H183ZM239 182V181H238ZM242 182V181H241ZM10 183V182H9ZM16 183V182H15ZM15 183H10L11 185H14ZM22 183V182H21ZM34 183V182H33ZM103 183V182H102ZM179 183V182H178ZM177 183V184H178ZM197 183V182H196ZM235 183H236V181H235ZM254 183V182H253ZM2 184V183H1ZM17 184V183H16ZM43 184V183H42ZM127 184V183H126ZM174 184V183H173ZM172 184V185H173ZM188 184V183H187ZM242 184V183H241ZM252 184V183H251ZM4 185V184H3ZM6 185H9V184H6ZM19 185H20V183H19ZM33 185V184H32ZM44 185V184H43ZM123 185V184H122ZM130 185V184H129ZM176 185V184H175ZM34 186V185H33ZM113 184H112V188H113ZM152 186V185H151ZM156 186V185H155ZM183 186V185H182ZM239 186V185H238ZM251 186H253V184L251 185ZM20 187V186H19ZM18 187V188H19ZM60 187V188H61ZM116 187L119 189V185L117 184L116 185ZM173 186H171V183L167 180V179H165V181H164V184H163V189H162V193H160L161 195H159L158 194V197H157V201H155L153 198H149L148 196H146V194H145V192H146V188H142V189H139V190H137V194H139V195H137V196H139V198L137 199V202L136 203H132L133 201H132V199L130 200V201H132V202H130V203H128V204H126L125 205V207H124V209H126V211L124 212V213H122V215L121 216H119L118 218H117V220L115 221V223L112 225V227H110V228H112L111 230V236L108 238V239H106L105 240V248H106V253H107V256H108V264H188V263H185L184 262V259L182 260L180 257V255H181V252H180V248L178 249V247L177 246H175L174 244L172 245L171 243H170V240H171V238H174L173 239V242H175L176 240L178 241V239L175 237V234H174V230H173V228H175V227H173L172 228V226H171V223H170V220H169V216L165 213V212H163V210H161L160 209V206H157V204L158 203H160V204H163V206H164V203H165V205H166V202L168 201V202H174L175 201V197L173 198V195H172V190H174V189H172L171 190V188H172ZM175 187V186H174ZM186 187V185L184 186V188ZM188 187H189V184H188ZM240 187V186H239ZM238 187V188H239ZM18 188H17V186H16V190L18 191ZM22 188V187H21ZM110 188V187H109ZM111 188V189H112ZM149 188V187H148ZM162 188V187H161ZM160 188V189H161ZM240 188H242V187H240ZM120 189H122V190H125V188H122V187H120ZM176 189H177V187H176ZM195 189V188H194ZM19 190H21L20 188H19ZM107 190V189H106ZM109 190V189H108ZM114 190H115V188H114ZM127 190V189H126ZM159 190V189H158ZM179 190V189H178ZM186 190V189H185ZM5 191V190H4ZM32 191V192H31ZM35 191V190H34ZM181 191V190H180ZM180 191H177V192H180ZM189 191V190H188ZM192 191V190H191ZM243 191V190H242ZM255 191V190H254ZM253 190L251 191V193L252 192H254ZM259 191V190H258ZM63 192V191H62ZM108 192V191H107ZM126 191H124V193H125ZM244 192V191H243ZM8 193V192H7ZM61 193V192H60ZM117 193H118V191H117ZM128 193V192H127ZM192 193V192H191ZM249 193V192H248ZM251 193H250V195H251ZM13 194V193H12ZM22 194H23V192H22ZM16 195V194H15ZM14 195V196H15ZM110 195V194H109ZM109 195H107V196H109ZM175 195H176V193H175ZM254 195V194H253ZM6 196V195H5ZM8 196V195H7ZM18 196V195H17ZM21 196V195H20ZM29 196V200L31 201V203L33 204L32 206H34L35 207V209H36V212L38 213V215L37 216H39V221H41L40 223H42V225H43V232H44V235H45V239L48 241V242H51L52 240H55L58 236H60L62 233H64V231H63V227L61 228V225L59 226L58 224H56V223H53V222H50V220H49V218L47 217V214H48V212L50 213V208L52 207H50V208H48L47 207V204H46V200L45 199H42L41 197H39V196H36V195H28ZM124 196H127V195H124ZM154 196V195H153ZM180 196V195H179ZM179 196H178V198H179ZM255 196H256V194L254 195V197L253 198H255ZM12 197V196H11ZM111 197V196H110ZM121 197V196H120ZM151 197V196H150ZM192 197V196H191ZM195 197V196H194ZM2 198H5V197H2ZM7 198V197H6ZM5 198V199H6ZM13 198V197H12ZM111 198H113V197H111ZM135 198V197H134ZM177 198V197H176ZM182 198V197H181ZM188 198H190V197H188ZM187 198V199H188ZM193 198V197H192ZM16 199V198H15ZM22 199V198H21ZM25 200H26V198H24ZM109 199V198H108ZM122 199V198H121ZM124 199V198H123ZM156 199V198H155ZM194 199V198H193ZM250 199V198H249ZM252 199V198H251ZM256 199H257V197H256ZM28 200V199H27ZM48 200V199H47ZM127 200V199H126ZM128 200H129V197H128ZM176 200H178V199H176ZM183 200V199H182ZM253 200V199H252ZM13 201V200H12ZM122 201H124V200H122ZM255 201V200H254ZM7 201H5V203H6ZM114 202H115V200H114ZM125 202V201H124ZM179 202H181V201H179ZM185 204H186V206H184V211L185 212H188L189 214L190 213H195V214H202L203 215V213L205 214V215H207L211 220H212V222H214V224H213V226H214V228H216V230H215V234L217 235V237H218V241L221 243V245L223 246V248H225V247H229V248H232V246H233V238H232V236H231V232L229 231V225L230 224H235V218L232 216V220H233V222H231L230 224H228V219L227 220H225L224 218V220H222V215H221V213H219L218 211H215L214 209H213V207H207V209L205 208V207H203V208H205V210H203V209H200L199 207H196L195 205H194V201L193 202H190V201H183ZM212 202H214V201H212ZM8 203V202H7ZM27 203V202H26ZM110 203V202H109ZM126 203V202H125ZM24 204V203H23ZM115 204V203H114ZM178 204V203H177ZM180 204V203H179ZM182 204V203H181ZM7 205V204H6ZM13 205V204H12ZM28 205H30V204H28ZM53 205V204H52ZM159 205V204H158ZM198 205V204H197ZM200 205V204H199ZM207 205V204H206ZM208 205H212V204H208ZM214 205V204H213ZM220 205V204H219ZM219 205H217L218 206V208H219ZM223 205V204H222ZM21 206V205H20ZM31 206V207H32ZM57 206V205H56ZM103 206V205H102ZM108 206V205H107ZM215 206V205H214ZM25 207V206H24ZM28 207V206H27ZM27 207H25V209L24 210H26V208ZM55 207V206H54ZM100 207V206H99ZM165 207V206H164ZM172 207V206H171ZM18 208V207H17ZM71 208V209H72ZM95 208V207H94ZM108 210H110V211H113L114 209H115V211H116V213L118 212V214H119V212L123 209L122 208V205H115V206H112V203H111V206H108ZM163 208V207H162ZM176 210H179L180 208L179 207H177V206H175L174 207ZM215 208V207H214ZM3 209V208H2ZM21 209V208H20ZM23 209V208H22ZM29 209V208H28ZM31 209V208H30ZM50 209V210H49ZM103 209H104V207H103ZM123 209V210H124ZM167 209V208H166ZM165 209V210H166ZM222 209V208H221ZM226 209H228L227 207H226ZM260 209V208H259ZM11 210V209H10ZM24 210H22V211H24ZM33 210V209H32ZM97 210V209H96ZM100 210H102V208L100 209ZM107 210V211H108ZM223 210V209H222ZM4 211V210H3ZM170 211V210H169ZM234 211V210H233ZM264 211V210H263ZM29 212V211H28ZM59 212V211H58ZM235 212H236V210H235ZM95 213H97V212H95ZM101 213V212H100ZM99 213V215L101 216V214ZM106 213V212H105ZM231 213V212H230ZM264 213V212H263ZM21 214V213H20ZM31 214H33V215H35L34 213H31ZM52 214V213H51ZM173 214V213H172ZM178 214H180V213H178ZM188 214V215H189ZM224 214V213H223ZM176 215V214H175ZM194 215V214H193ZM111 216V215H110ZM171 216V215H170ZM34 216H32L31 218H33ZM54 217V216H53ZM96 217H98V216H96ZM112 217V216H111ZM226 217V216H225ZM75 218V217H74ZM202 218V217H201ZM206 218V217H205ZM228 218V217H227ZM230 218V217H229ZM37 219V220H38ZM53 219V218H52ZM98 219H99V217H98ZM203 219V218H202ZM202 219H201V221H202ZM54 220V219H53ZM100 220V219H99ZM19 221H20V223L19 224H22L27 230H28V236H29V238L31 239L30 241L31 242H34V241H32V238H33V236H34V234H35V230L36 229H34L33 228V223L31 222V220H30V214L29 213H27V211H25L24 212V214H23V216H22V219H21V217L19 218ZM55 221V220H54ZM94 221H96V219L94 220ZM108 221H110V220H108ZM200 221V222H201ZM208 221V220H207ZM199 222V223H200ZM205 222V221H204ZM38 223V222H37ZM113 223V222H112ZM211 223H209V224H211ZM207 224V223H206ZM97 226V225H96ZM100 226V225H99ZM201 226V225H200ZM204 226H205V224H204ZM40 227V226H39ZM209 227V226H208ZM207 227V228H208ZM234 227H236V229H238V227L237 226H234ZM244 227V226H243ZM36 228V227H35ZM231 228V227H230ZM246 228V227H245ZM25 229V230H26ZM176 229V228H175ZM232 229V228H231ZM248 229V228H247ZM239 230V229H238ZM240 230H241V228H240ZM41 231V230H40ZM196 231V230H195ZM194 231V232H195ZM208 231H209V228H208ZM212 231V230H211ZM38 231H36V233H37ZM72 232V231H71ZM177 232V231H176ZM179 232V231H178ZM202 232H203V230H202ZM238 232V231H237ZM65 233H67V232H65ZM204 233V232H203ZM202 233V234H203ZM207 233V232H206ZM205 233V234H206ZM213 233V232H212ZM239 233H240V231H239ZM242 233V232H241ZM40 234V233H39ZM42 234V233H41ZM87 234V233H86ZM202 234H200V235H202ZM204 234V235H205ZM210 234V233H209ZM208 234V235H209ZM234 234V233H233ZM249 234V233H248ZM63 235V234H62ZM61 235V236H62ZM67 235V234H66ZM71 235V234H70ZM90 235V234H89ZM174 235V236H173ZM212 235V234H211ZM210 235V236H211ZM36 236V235H35ZM43 236V235H42ZM60 236V237H61ZM177 236V235H176ZM213 236V235H212ZM60 237H58L59 238V240H60ZM65 237V236H64ZM183 237H184V234H183ZM204 237V236H203ZM214 237V236H213ZM68 238V237H67ZM175 238H176V240H175ZM180 238V237H179ZM208 238V237H207ZM243 238V237H242ZM257 238V237H256ZM256 238H255V240H256ZM198 239V238H197ZM214 239H216V238H214ZM36 240H38V239H36ZM40 240V239H39ZM58 240V239H57ZM182 240V239H181ZM263 240V239H262ZM41 241V240H40ZM43 241V240H42ZM41 241V242H42ZM62 241V240H61ZM60 241V242H61ZM247 241V240H246ZM264 241V240H263ZM37 242V241H36ZM55 242V241H54ZM63 242V241H62ZM179 242V241H178ZM217 242V241H216ZM258 242V241H257ZM256 242V243H257ZM43 243V242H42ZM41 243V244H42ZM53 243V242H52ZM51 243V244H52ZM235 243V242H234ZM40 244V243H39ZM39 244H38V246H39ZM167 244V245H166ZM238 244V243H237ZM262 243L260 242V245H261ZM264 244V243H263ZM63 245V244H62ZM220 245V244H219ZM44 246H46V245H44ZM225 246V247H224ZM43 247V246H42ZM215 247V246H214ZM235 247V246H234ZM236 247H238V246H236ZM30 248V247H29ZM44 248V247H43ZM219 248H221V247H219ZM257 248V247H256ZM46 249V248H45ZM60 249V248H59ZM92 249V248H91ZM232 249H234V248H232ZM25 250V249H24ZM23 250V251H24ZM32 250H33V246H32ZM61 250V249H60ZM63 250V249H62ZM65 250V249H64ZM236 250V249H235ZM234 250V251H235ZM264 250V249H263ZM26 251V250H25ZM53 251V250H52ZM89 251V250H88ZM215 251H217V249L215 250ZM219 251V250H218ZM228 251V250H227ZM239 251V250H238ZM242 251V250H241ZM32 252V251H31ZM34 252H36V251H34ZM48 252V251H47ZM68 252V251H67ZM224 252H226V251H224ZM231 252H233V251H231ZM230 252V253H231ZM252 252V251H251ZM260 254H261V251H258ZM78 253V252H77ZM217 253V252H216ZM228 253V252H227ZM255 253V252H254ZM71 254V253H70ZM218 254V253H217ZM245 254V253H244ZM28 255V254H27ZM35 255V254H34ZM183 255V254H182ZM211 255V254H210ZM223 255V254H222ZM230 255V254H229ZM236 255V254H235ZM262 255V254H261ZM18 256H20V255H18ZM76 256V255H75ZM224 256V255H223ZM223 256H222V259H223ZM231 256V255H230ZM233 256V255H232ZM239 256H241V254L239 255ZM239 256H237L236 258H235V261H234V263L236 262V261H239L240 259H242V257H239ZM250 256V255H249ZM249 256H247V257H249ZM25 257V256H24ZM226 257V256H225ZM259 257H260V255H259ZM16 258H18V257H16ZM26 258V257H25ZM28 259H30L29 257H27ZM33 258V261H32V264H60L61 263V257L58 255V254H50V255H45V254H43V253H41V252H39V251H37V253H36V256L34 257H32ZM63 258V257H62ZM263 258V257H262ZM261 258V259H262ZM76 259V258H75ZM186 259V258H185ZM216 259V258H215ZM245 259V258H244ZM249 259V261L250 262H254L255 261V258L254 257H249L248 258ZM3 260H4V258H3ZM22 260V259H21ZM73 260V259H72ZM231 260V259H230ZM2 261V260H1ZM70 261V260H69ZM189 261V260H188ZM187 261V262H188ZM216 261V260H215ZM221 261H223V260H221ZM248 261V260H247ZM3 262V261H2ZM29 262V261H28ZM230 262V261H229ZM241 262V261H240ZM245 262V261H244ZM67 263V262H66ZM70 263V262H69ZM94 263V262H93ZM217 263V262H216ZM228 263V262H227ZM246 263V262H245ZM254 263H256V262H254ZM13 264V263H12ZM20 264V263H19ZM68 264V263H67ZM82 264H85L84 262L82 263ZM249 264V263H248ZM258 264V263H257Z\"/></svg>", "mask_w": 264, "mask_h": 264}]
</instances>
